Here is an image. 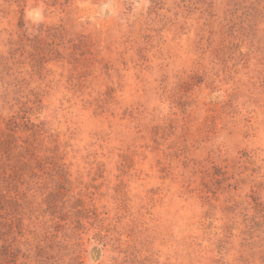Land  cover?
I'll return each instance as SVG.
<instances>
[{"label":"rangeland","instance_id":"rangeland-1","mask_svg":"<svg viewBox=\"0 0 264 264\" xmlns=\"http://www.w3.org/2000/svg\"><path fill=\"white\" fill-rule=\"evenodd\" d=\"M0 264H264V0H0Z\"/></svg>","mask_w":264,"mask_h":264}]
</instances>
